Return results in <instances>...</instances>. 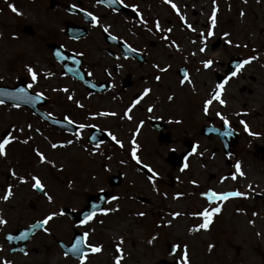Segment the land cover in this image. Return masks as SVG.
I'll use <instances>...</instances> for the list:
<instances>
[{"label": "rangeland", "instance_id": "rangeland-1", "mask_svg": "<svg viewBox=\"0 0 264 264\" xmlns=\"http://www.w3.org/2000/svg\"><path fill=\"white\" fill-rule=\"evenodd\" d=\"M0 2L4 6V3L7 5L11 0ZM173 2L196 31L188 30L164 0H148L146 12L150 17L149 27H153V21L159 19L162 28L172 29L168 34L169 41L175 40L179 45V50L169 47V41L161 39L162 33L154 30L151 34H145L147 39L155 42L151 49L152 64L148 70L131 72L128 67L125 68L115 87L107 92H86L77 81L58 73L32 87L35 92L51 95L53 100L57 98L55 105L53 103L48 107L53 114L68 116L75 124L84 123L89 127L96 125L101 131H111L123 141V149L109 137L108 141L100 142V148L93 152L96 144L86 142L89 127L83 129L77 138V129L73 133L60 131L40 120L25 106L0 104V138L3 131H13L19 137L18 141L6 146L7 156L0 157V195L8 184L13 185L14 193L16 191L10 201L0 200V216L6 221L11 219L5 225H0V239L1 232L8 225L31 224L60 207L80 210L89 195L103 189L111 197L119 199L112 200L110 197L102 209L118 210L107 215L98 211L93 221L82 226L65 216L50 222L53 230L73 223L80 232L85 228L93 232V241L102 246V251L86 264H114L115 246L121 237L125 254L122 264H171L176 257L171 254L170 248L176 244L188 245L191 264H264L261 263V251H264V200L262 197H254L256 194L264 196V158L258 152L264 146V0H217V25L214 35L207 39L204 53L198 51L201 46L199 33L206 34L208 31L212 0ZM241 11L244 12L243 16L240 15ZM94 12L100 17L101 23L112 26L111 32L123 35L128 30L126 20L120 19L119 22L102 7L95 8ZM97 29H90L89 43L99 38L100 29ZM224 32L230 33L227 39L232 40L231 45L225 43ZM218 38H221V42L212 49L211 44ZM237 44L241 46L236 47ZM88 49V64L94 67L105 56L103 51L96 54L90 47ZM253 54L258 59L246 65L226 84L223 93L226 106L214 102L205 113L203 101L208 98L216 83L223 80L218 81V75L225 77L230 57L240 56L245 59ZM208 58L213 59V66L204 69L201 61ZM127 63L134 68L131 62ZM154 64L167 67V71L159 72L153 67ZM180 66L189 72L192 84H180L182 78L176 72ZM39 69L45 70L46 67L41 65ZM135 73V86L122 89V78L126 74ZM8 74L9 77L15 75L12 72ZM156 75L161 77L159 81L155 79ZM146 87L151 92L135 105L130 113L132 120L122 119L124 110L134 100V92L142 94ZM63 88L69 91H60ZM69 95L73 96L72 100H68ZM170 95L174 97L171 101L168 100ZM76 101L83 107H78ZM149 106L153 107V111H148ZM101 111L115 112L116 116L91 115ZM216 112L223 113L230 121L229 128L237 133L236 141L229 147L228 153L223 150L220 135H205L200 131L204 124L222 129L223 122L216 116ZM159 119L168 123L166 130L171 134L172 143L157 140V132L151 128L149 121ZM241 120L249 125L251 132L259 135L245 132ZM140 121H143V125L136 138L140 145L138 155L159 173L156 181L159 192L153 189L146 174L138 170L139 166L129 156V141ZM28 124L32 125V130L26 127ZM13 126L23 127L24 131L17 132ZM35 129H39V133ZM25 139L28 143L22 142ZM185 139L197 145L198 152L203 155L189 156V167L181 171L186 162L185 157L191 152L186 149ZM67 140H72L73 144L55 150L50 148L51 143ZM33 149L43 151L49 160L55 162V167L41 164ZM169 151L177 155L184 154V163L173 167L168 164L165 158ZM121 160L126 163L121 164ZM237 160L241 161L245 176L232 180L230 176L235 171ZM10 168L26 178L29 173L40 176L46 190L53 196L54 203H49L33 191L29 183L18 186L16 179L9 174ZM118 173L121 174L120 183L110 185L109 179ZM7 175L10 176L9 181L6 180ZM221 177L229 178L221 182ZM192 179L197 180V185L190 183ZM244 180L247 182L244 183ZM249 184L252 185L251 189L248 188ZM209 188L217 192L240 190L248 195L246 198L235 197L226 201L222 212L214 217L209 230L189 232L190 227L202 222L190 213L208 206L207 200L199 194ZM176 192L184 195L173 199ZM236 209L241 211L237 212ZM173 211L184 214L173 219L169 215ZM138 212H144L145 215L137 216ZM166 220H172L171 226H162ZM250 220L255 223L250 224ZM153 235H158V238L149 244ZM209 244L214 245L211 250Z\"/></svg>", "mask_w": 264, "mask_h": 264}, {"label": "flooded vegetation", "instance_id": "flooded-vegetation-1", "mask_svg": "<svg viewBox=\"0 0 264 264\" xmlns=\"http://www.w3.org/2000/svg\"><path fill=\"white\" fill-rule=\"evenodd\" d=\"M11 3L15 5L22 15L13 13L8 8L9 3L7 5L4 3L3 6L2 2H0V15L2 14V17H0V86L10 87L17 82L24 83L27 86L29 83H32L31 77L26 70V65H30L36 70L41 65L46 67L45 70H37L38 83H36V85H39L40 82L42 83L50 77L43 75L44 73H51L52 75L58 73L62 77L73 79L64 72L66 69L73 70L77 67V64H79V67L85 71L88 78L95 84H107L109 87L108 91H110L115 87L117 80L120 79L121 72H125V68L128 67L129 71L134 72L139 69L145 71L151 67V49L154 47L155 42L152 39L146 38L145 34L148 35L149 31L139 23L131 7L133 4L138 5L139 12L142 14L143 18L149 21L150 17L146 12L148 0H123V4L117 3L116 6L107 4L98 5L96 4V0H11ZM72 5H76V9H73ZM125 5L128 6L126 7ZM123 6L129 10L126 11ZM97 7L105 9L111 17L117 18L119 22H121L120 19L126 20V28L128 30L125 34L121 35L118 34V32H111L118 37V40L113 41L108 39L107 34L103 33L99 28V38H95L89 43L90 40L88 36L90 29H97V27H93L90 18L83 12H80L79 9L83 8L96 15L94 9ZM113 8L116 9L115 12L112 11ZM194 10V14H196V9ZM72 28L76 30L75 35L69 33V30ZM149 33L151 34L152 32ZM95 41L100 44H97ZM125 41L138 50L136 53L127 55V58H125V50L123 48V43ZM220 42L221 38H218L215 43L211 44V48L214 49ZM87 45H90L88 47L96 54L103 51L106 57L100 59L98 64L94 67H90L88 64L87 51H89V49L86 47ZM57 51H60L61 56L56 55ZM77 53H83V55L76 56ZM74 56L78 63L73 62L72 57ZM117 57H119V59H117ZM127 62H131L134 68L129 67L130 64ZM5 70H8V72ZM9 72L15 75L9 77ZM88 73H92V75L89 76ZM108 73H111V75L109 76ZM126 75L127 76H124L126 77L128 85L126 87L122 86L124 80V78H122L120 84L121 88H133L137 80L136 73L135 75ZM77 82L83 86L81 82ZM30 90L35 92L32 88ZM37 92L38 91H36V93ZM43 93V100H45V103L40 107L49 114L52 111L48 109V107H51L53 103L55 105L57 98L53 100L51 95H48L46 92ZM133 98L134 100L139 99L138 91L134 92ZM4 104L10 103L4 102ZM51 116L60 119L64 118L63 115L53 114V112ZM159 121L162 120L159 119ZM161 123L163 125L162 130L168 132L166 130L168 123L163 121ZM4 132L6 131L1 133V137L4 136ZM9 179L10 176L7 175L6 180L9 181ZM18 186H20V183H18ZM18 186H16V188ZM36 192L41 195L38 191ZM15 194L16 191L14 195ZM70 208L71 209H69V207L64 208L66 209L64 216L74 221L68 214V212L73 211V208ZM10 220L11 219L7 220V223ZM34 223L35 222L26 225H8V228L1 232L0 258L10 259L14 261V264L79 263L78 256L73 255V253H69L67 257L63 255L64 251L70 248L71 244L74 242V235L77 228L74 227L72 222H70L72 224L65 227H60L59 230H53L51 225H49V233H44L40 229H33L28 236L22 239L16 238L19 237L21 233H26ZM86 231L90 232L87 242L97 245V241H93V232L89 228H85L84 231L82 230L81 232L84 233ZM9 235H11L13 239H7L6 237ZM25 252L27 253L26 255ZM96 254L98 253L89 254L86 263L90 261L93 256L95 257ZM262 262H264V251H261V263Z\"/></svg>", "mask_w": 264, "mask_h": 264}, {"label": "snow or ice", "instance_id": "snow-or-ice-1", "mask_svg": "<svg viewBox=\"0 0 264 264\" xmlns=\"http://www.w3.org/2000/svg\"><path fill=\"white\" fill-rule=\"evenodd\" d=\"M165 3L169 4L171 6V8L176 12L177 16H179V19L181 20V22H183L184 26L190 30L195 32L196 29L192 26V24H189L187 22L186 17L181 14L180 9L178 8L177 4L173 2V0H164ZM117 3H121L123 4V0H96V4L101 5V4H107V5H114ZM126 7L128 5H125ZM76 5H72L73 9H76ZM133 11L136 14V17L139 21V23L141 25H143L145 27V29L149 32H153V30L155 32H159L162 33L161 35V39L165 40V41H169V36L168 34L172 32L171 28H162L161 27V23L159 21V19H156L155 21H153V27H148V21L145 20L142 16V14L139 12V6L136 4L131 5ZM8 8L15 13L16 15H22V13L19 12V10L15 7L14 4L9 3L8 4ZM219 10V6L217 4V0H212V8H211V15L209 16V27H208V31L205 34L204 32H200L199 36H200V44L201 46L199 47L198 51L200 53H204L206 51L207 48V39L211 38L214 35V29L217 25V13ZM80 12H83L87 17L90 18V22L92 24L93 27H99L103 33L107 34L108 39L116 41L118 40V37L116 35H113L110 31L111 29V25L110 24H104L101 23V19L100 17H98L97 15L93 14V12L91 11H87L83 8L79 9ZM112 11H116L115 8L112 9ZM240 15L243 16L244 12L241 11ZM225 39V43L231 45L232 44V40L231 39H227L230 36V33L228 32H224L223 33ZM15 38V37H14ZM193 43H195V41H193ZM169 47L179 50V45L176 43L175 40H170L169 41ZM241 45L237 44L236 47H240ZM244 47H247V45H244ZM123 48L125 50V58H127V53H136L138 50L134 47H132L130 44H128L126 41L123 43ZM255 51V50H253ZM193 55H195V53H192ZM57 56H61L60 51L56 52ZM83 53H77L76 56H82ZM117 59H119V57H117ZM258 56L253 54V55H249L247 58L242 59L241 61H239L238 63L235 64V70L231 71L229 75L225 76L223 78V80L221 82L216 83L215 88L213 90L210 91L208 98L205 99L203 101V111L205 113H207L209 111V108L211 105H213V103H218L221 106H226V100L223 98V93L225 90V86L226 84L229 82V80L231 78L236 77L239 72H241L243 70V68L252 63V61L257 60ZM72 60L74 63H78V61H76L75 56L72 57ZM202 63V67L204 69H209L213 66V59L212 58H208V59H204L201 61ZM26 70L28 72V74L31 77V81L32 83H29L27 85V87L29 89H31L33 87V84L38 83V71L33 68L30 65H26ZM154 68H156L159 72H165L167 71V67H160L158 64H154L153 65ZM43 75L45 76H51V73H44ZM89 76L92 75V73H88ZM108 75L110 76L111 73H108ZM155 79L157 81H159L161 79V77L159 75L155 76ZM185 83L188 84H192V80L190 78V74L189 72L185 69L183 72V77L180 80V84L183 85ZM60 91L63 92H68L69 89L68 88H63L60 89ZM17 92L19 93H25V89L24 88H19L17 89ZM151 92L150 88H144L143 93L139 94V99H135L133 100L132 104L124 110L123 116L121 117L122 119H127V120H132V116L130 115L131 111L133 110V108L135 107V105H137L138 103H140V100L143 99V97L147 96L149 93ZM44 97V93L43 92H37L35 94L34 97H28L29 100H35V101H39L41 99H43ZM68 100H72L73 96L69 95ZM173 96H168V100L171 101L173 100ZM4 101L0 100V104H3ZM77 106L78 107H83L82 104H80L79 101H76ZM16 107H19V105H16ZM148 111L151 112L153 111V107L149 106ZM49 118H51V113L48 114ZM91 115L93 117L96 116H116L115 112H109V111H101V112H97V113H91ZM216 116L219 117V119L223 122V125L225 126V132L223 133L225 136L227 135H231V131L229 129V125H230V121L229 119L221 112H216ZM64 122H66L67 124H75V121H73L72 119H70L68 116H65L64 118ZM57 123H59V121H57ZM176 123H180V121H176ZM240 123L244 126V130L245 132H248L249 135H259V133H255V132H251L249 125L244 121L241 120ZM143 125V121H140L139 124H137L135 131L132 133V137L129 141L130 143V151H129V156L130 159L132 161L135 162L136 165L139 166L138 170H143L146 172V179L147 181L152 185L153 189L157 192H159V189L156 188V181L159 177V173L157 171L154 170L153 166H151L149 163H144L141 160V157L138 155V152L140 150V145L137 143V135L140 132L141 126ZM77 128V138H79L80 136V132H82L83 129L89 127V125L84 124V123H80V124H76L75 125ZM29 130H32V125L28 124L26 126ZM91 127L95 128L96 125H91ZM14 130L17 132H23L24 128H15V126H13ZM35 132L39 133V129H35ZM107 135L111 138V140L120 148H124V143L121 139H118L116 135H114L111 131H108ZM19 137L13 134V131H9L6 135H4L2 138H0V157H6L7 156V152H6V146L10 145L12 142L14 141H18ZM23 143H28V140L25 139L24 141H22ZM73 144L72 140H67L65 142H60V143H51L50 144V148L55 150L57 148H63L66 145H71ZM100 148V144H96L94 146V148L92 149L93 152L97 151ZM35 156L37 157L38 161L41 164H47L51 167H55V162L53 160H49L46 156V154L39 150V149H33ZM193 154H197V155H203V153L198 152V146L197 145H193L191 152L188 153V156L185 157V163L183 164V167L181 168V171H184L185 169H187L189 167L188 163H187V159L189 156H192ZM121 164H125L126 161L121 160L120 161ZM62 168V166H61ZM235 171L233 174H231L230 178L232 180H236L237 177H243L245 176L244 171L242 170V166H241V161L237 160L235 165H234ZM9 174L10 176H12L13 178L16 179V181L20 184H25V183H29L31 189L38 191L49 203H54V198L52 195L49 194V192L46 190V185L44 182H42V178L38 175H33V174H28L27 178L25 175H17V172L15 171V169L10 168L9 169ZM229 177H221V182L227 180ZM190 183L192 185H197V180L196 179H192L190 181ZM248 188L251 189L252 185L249 184ZM101 191H103V189H101ZM14 195V191H13V185L12 184H8L6 186L5 191L3 192L2 195H0V200L2 201H9ZM165 197H167V193L164 194ZM184 195V193L182 192H176L173 196V199H179ZM201 197H204L207 202H208V206L203 207L201 210L196 211V212H192L190 213V215L194 216V217H199L201 219L202 222L193 225L192 227H190L188 229L189 232H199L201 230H209L210 225L214 222V217L217 216L218 214H220L222 212V206L224 205V203L226 201H228L230 198H235V197H247L248 193L247 192H242L240 190H232V191H215L211 188H209L207 191L205 192H201L199 194ZM112 200H118L119 198L116 196L111 197ZM213 204H215V206H212ZM97 205H92L91 206V210L90 211H85L83 213V216L79 219V225H87L89 224L91 221L94 220L95 216L97 215ZM118 209H99V211L105 215H107L109 212L112 211H116ZM237 212H240V209H236ZM66 213V209L61 208L58 211L57 210H53V211H49L46 215L43 216L42 219H38L35 221L34 224H32L30 226V230L31 229H40L42 230L44 233H49V225L50 222L54 221L55 218L57 217H61L64 216ZM184 213L181 212H176L173 211L171 212L169 215L175 219L178 216L183 215ZM137 216H144L145 213L144 212H138L136 213ZM253 215H257V213H253ZM7 223V221L0 216V225H5ZM172 220H166L164 221V225L162 226H171ZM250 224H254V221H249ZM94 231V230H93ZM27 235V233H21L19 237H16L17 239H22ZM90 235V232L86 231L84 233H82L79 236H76L74 238V242L71 244V247L68 248L66 251H64L63 255L65 257H67L69 255V253H79L78 256V260H79V264H86L87 258L89 256V254H95V253H99L102 251V246L101 245H94L92 243H88V237ZM7 239L11 240L13 239V237L11 235L6 237ZM158 238V235H153L148 243L152 244V242L154 240H156ZM122 244H123V238L121 237L118 242L116 243L115 246V252L116 255L114 256V264H122V261L124 259V251L122 248ZM214 247V245L209 244L208 248L209 250H211ZM27 253L25 252V255ZM171 254L173 256L176 257V259L174 260V264H191V259H190V253H189V249H188V245L187 244H176L173 245L171 248ZM0 264H14V261L7 259V258H0Z\"/></svg>", "mask_w": 264, "mask_h": 264}, {"label": "water", "instance_id": "water-1", "mask_svg": "<svg viewBox=\"0 0 264 264\" xmlns=\"http://www.w3.org/2000/svg\"><path fill=\"white\" fill-rule=\"evenodd\" d=\"M113 6H116V4H114ZM126 11H128V9H126ZM75 32H76L75 28H72L69 30V33L71 35H75ZM127 55H131V53H127ZM239 61H241L239 58H230V60L228 62V70H226V74H230V72L235 69V67H234L235 64L238 63ZM183 72H184V69H179L177 71V73L181 77H183ZM67 73L70 74L75 79L83 82L86 90H88V91H93V90L100 91V90L108 89L107 84L102 85L103 84L102 83L99 85H95L90 79H88L85 75V72L80 70L79 64H77V67H75L73 70H69V72H67ZM127 84H128V82L126 80H124L123 86H126ZM19 88H24L25 93L17 92V89H19ZM34 96H35V94L29 92L27 86L21 82H19L13 88L0 86V99L1 100H5V101L15 103V104L25 105V106L31 108L35 113H37L39 116H41L48 123L53 124L59 128H63L67 131H73L75 129V125L67 124L66 122H64V120H59V119H56L53 117L49 118V115H46L43 111L39 110L37 105L39 103H44V102L42 100L35 101V100H29L28 99V97H34ZM57 121H59V123H57ZM151 124L155 129H157L159 131V134H158L159 141L166 142V143L171 141L169 133H162L161 132V128L163 127L162 124H160L158 122H151ZM222 126L224 128L223 130H217V129H214L211 127H203L202 132L206 135H209L210 132H214L216 134H219L221 137V140L223 142L224 152L228 153L229 147L231 145H233L234 142L236 141V132H234L230 129L231 135L225 136L223 133L225 132L226 129H225L224 125H222ZM89 130H90V135L88 137V141L92 144H95L98 142H103V141L108 139L107 134L103 131L98 130L97 128L90 127ZM185 143H186L188 149L191 150L192 144L188 140H186ZM259 152H260L262 158H264V146L259 148ZM165 160L171 166H176V165L180 166L183 163L182 155H177L173 151L168 152ZM120 178H121V174L118 173L117 175H113L111 177V179L109 180V182L111 185H114V186L118 185L120 183ZM255 196L256 197H262V199H264V196H260V195H255ZM107 197H108L107 192H100V193L95 194V195H90L87 198L86 204L82 207V209L80 211L69 213V215L79 221V219L83 216V213L85 211L91 210L92 205L98 206L97 211L99 209H101L103 206V203L105 202ZM95 198H97L98 200H95ZM140 199L142 201H146L143 198H140ZM32 231H33V229H31V230L28 229L26 231V233H27L26 236H28V234L31 233ZM79 235H80L79 233H76L74 238L76 236H79ZM73 255L79 256V253H73Z\"/></svg>", "mask_w": 264, "mask_h": 264}, {"label": "bare ground", "instance_id": "bare-ground-1", "mask_svg": "<svg viewBox=\"0 0 264 264\" xmlns=\"http://www.w3.org/2000/svg\"><path fill=\"white\" fill-rule=\"evenodd\" d=\"M212 56V55H211ZM247 179H249V177H247ZM250 179H252V175H251V178ZM253 181V180H252ZM244 183H246L247 181L246 180H244L243 181Z\"/></svg>", "mask_w": 264, "mask_h": 264}]
</instances>
